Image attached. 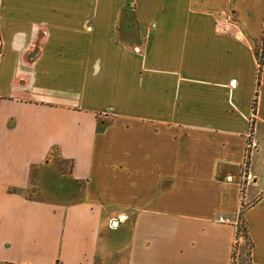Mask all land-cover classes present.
I'll list each match as a JSON object with an SVG mask.
<instances>
[{
  "label": "crops",
  "instance_id": "1",
  "mask_svg": "<svg viewBox=\"0 0 264 264\" xmlns=\"http://www.w3.org/2000/svg\"><path fill=\"white\" fill-rule=\"evenodd\" d=\"M241 213L264 264V0H0V264H232Z\"/></svg>",
  "mask_w": 264,
  "mask_h": 264
},
{
  "label": "rangeland",
  "instance_id": "2",
  "mask_svg": "<svg viewBox=\"0 0 264 264\" xmlns=\"http://www.w3.org/2000/svg\"><path fill=\"white\" fill-rule=\"evenodd\" d=\"M258 56V53H257ZM258 60L261 63V60H263L262 58H259L258 56ZM242 215V213H241ZM243 217V216H242ZM240 215L235 217V218H231L234 220V224L237 225V234H236V238L234 240V253H233V262L232 264H252L251 260H250V255H249V247L250 244L248 242V240L243 236L242 231H238L240 225H241V221L239 220ZM237 221V223H236Z\"/></svg>",
  "mask_w": 264,
  "mask_h": 264
},
{
  "label": "built area",
  "instance_id": "3",
  "mask_svg": "<svg viewBox=\"0 0 264 264\" xmlns=\"http://www.w3.org/2000/svg\"><path fill=\"white\" fill-rule=\"evenodd\" d=\"M225 20L227 22H231L233 19H231V16L230 15H225L224 16ZM258 56L259 58H262L263 57V49H259L258 51ZM256 147V142L254 140V138H252V133H250V136H249V139H248V143H247V153L249 154V152L254 148ZM248 158L246 156V159H245V167L247 166L248 162H247ZM246 173V172H245ZM218 220L220 221H223V222H230V223H234V220L231 219L230 217H223V216H220L218 217ZM237 223V221H236Z\"/></svg>",
  "mask_w": 264,
  "mask_h": 264
},
{
  "label": "trees",
  "instance_id": "4",
  "mask_svg": "<svg viewBox=\"0 0 264 264\" xmlns=\"http://www.w3.org/2000/svg\"><path fill=\"white\" fill-rule=\"evenodd\" d=\"M255 103V102H254ZM248 162V160H247ZM243 215L240 214V218L239 220L242 222L238 231H242L243 233V236L248 240L249 244H250V247H249V255L251 253V248H252V242H251V239L249 237V234H248V230H247V225H246V222H245V219L242 217Z\"/></svg>",
  "mask_w": 264,
  "mask_h": 264
}]
</instances>
